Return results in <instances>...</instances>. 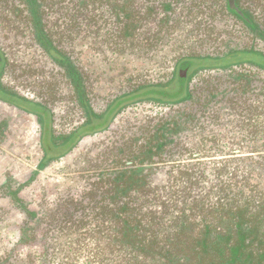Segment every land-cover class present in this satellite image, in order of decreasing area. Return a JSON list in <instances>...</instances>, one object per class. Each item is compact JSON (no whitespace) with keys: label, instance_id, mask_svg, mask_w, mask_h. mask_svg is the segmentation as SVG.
<instances>
[{"label":"rangeland","instance_id":"1","mask_svg":"<svg viewBox=\"0 0 264 264\" xmlns=\"http://www.w3.org/2000/svg\"><path fill=\"white\" fill-rule=\"evenodd\" d=\"M152 1L128 0L133 5ZM226 1L157 0L160 37V17L169 15L172 26L155 57L146 49L142 26L136 31L135 47L129 49L114 25L104 28L106 39L100 38L98 24L88 30L76 28L74 39L63 38V27L51 24L55 15L46 16L53 37L86 78L99 117L117 96L144 85L170 83L167 92H179L174 80L179 62L194 59L179 96L162 97L157 88L142 90L139 97L127 96L97 131L74 133L87 114L74 96L70 78L36 41L24 3L0 0V264H40L44 241L57 235L52 224L58 223L61 208L76 205L79 215L81 198L88 199L97 171H113L115 163H124L129 152L146 149L147 143L164 139L169 144L163 156L178 161L199 155L192 147L195 143L208 162L264 156V10L255 9L256 0H232L254 20L251 26L234 15ZM100 16L101 21L107 18ZM235 63L240 65L223 67ZM175 121L181 129L177 133L172 130ZM163 122L167 127L158 139L157 128ZM177 165L160 163L157 170L155 163L156 183L168 179L167 169L185 170ZM207 166L210 171L213 164ZM255 170L264 168L255 165ZM13 192L21 204L12 199ZM27 223L31 226L24 227ZM32 233L36 242L21 243L23 234ZM82 263L92 264L84 257Z\"/></svg>","mask_w":264,"mask_h":264},{"label":"trees","instance_id":"2","mask_svg":"<svg viewBox=\"0 0 264 264\" xmlns=\"http://www.w3.org/2000/svg\"><path fill=\"white\" fill-rule=\"evenodd\" d=\"M20 1L26 7L36 41L68 75L74 96L87 114L85 122L74 133L79 129L97 131L127 96L139 97L142 90L150 93L157 88L162 97L174 98L187 87L193 58L179 62L180 70L174 78L180 85L179 92L170 95L167 92L170 83L144 85L117 96L99 117L92 108L86 78L79 73L71 55L53 37L48 28L51 21L46 16L55 15L56 20L51 24L63 27V38L74 39L72 32L76 28L88 30L98 24L100 38L106 39L108 30L104 28L114 25L121 36H125L129 49L135 47L136 31L142 26L148 44L146 49L155 57L160 40L171 32H167L172 26L167 20L169 15L160 17L163 29L160 37L157 0L136 5L128 0ZM96 1L99 2L97 6ZM256 2L255 9L264 10V0ZM226 7L240 20L251 26L255 24L237 2L227 0ZM104 14L107 18L101 21L100 15ZM94 39L91 37L90 42ZM187 63L190 65L186 66ZM236 65L240 64L223 67L231 70ZM188 96L193 98L191 92ZM93 119L102 123L94 125ZM175 123L172 130L177 133L181 129L178 122ZM164 127H167L166 122L158 126V139L163 138L161 130ZM168 144L164 139L147 143V150L129 152L124 163L111 167L113 171H97V178L87 192L88 199L81 198L79 215H75L76 205L66 204L61 208L58 223L52 224L57 235L51 239L47 237L49 242L44 241L43 251L38 256L40 264H79L81 257L91 259L92 264H264V171L255 170V165L264 168V156L258 159L231 156L208 162L202 160L200 145L195 143L192 147H197L195 152L199 155H189L178 161L169 154L163 156ZM155 163L157 170L160 163L168 167L178 164L177 167L183 166L185 170L167 169L168 179L156 183V171H152ZM207 164H213L212 168L209 166L210 171H206ZM12 195V199L21 204L16 193ZM26 211L37 216L33 211ZM20 241L29 244L36 242V237L33 233L23 234Z\"/></svg>","mask_w":264,"mask_h":264},{"label":"water","instance_id":"3","mask_svg":"<svg viewBox=\"0 0 264 264\" xmlns=\"http://www.w3.org/2000/svg\"><path fill=\"white\" fill-rule=\"evenodd\" d=\"M189 65H190V63H187V64H186V66H189Z\"/></svg>","mask_w":264,"mask_h":264}]
</instances>
